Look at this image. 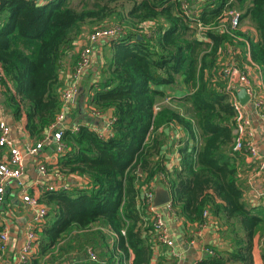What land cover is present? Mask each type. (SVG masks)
<instances>
[{
	"label": "trees",
	"instance_id": "obj_1",
	"mask_svg": "<svg viewBox=\"0 0 264 264\" xmlns=\"http://www.w3.org/2000/svg\"><path fill=\"white\" fill-rule=\"evenodd\" d=\"M232 9L241 13L233 32L226 17ZM196 24L207 29V42ZM115 26L122 34L107 43L110 61L88 98L90 107L110 113V134L101 137L87 125L62 128L58 168L88 185L43 194L49 220L36 230L34 256H45L43 264H126L130 257L132 264H152L157 245L142 192L154 183L169 191L185 224H204L207 211L221 222L229 249L210 250L197 264H253L264 212L242 202L238 163L245 153L233 150L236 113L223 69L253 63L264 83V0H84L79 8L69 0H0L2 93L31 138L41 139L60 112V74L72 71L78 37L85 28ZM167 86L183 95L154 114L169 97ZM166 126L185 133L172 171L159 133Z\"/></svg>",
	"mask_w": 264,
	"mask_h": 264
},
{
	"label": "crops",
	"instance_id": "obj_2",
	"mask_svg": "<svg viewBox=\"0 0 264 264\" xmlns=\"http://www.w3.org/2000/svg\"><path fill=\"white\" fill-rule=\"evenodd\" d=\"M248 30L253 35V30L251 28H248ZM87 33L84 31L83 34L85 35ZM73 54V64H75L78 58L77 41L73 49ZM110 58L111 54L108 44L94 48L91 66L79 81L76 95L72 97L64 108H60V113L63 115L64 128L76 129L79 125H87L93 131L100 133L106 132L105 121L110 117V113L104 112L98 118H90L88 114V98L91 88L101 82L103 78L102 68L105 64H108ZM243 63L245 64H242V66L247 65V62ZM69 68L60 74V81L62 83L61 90L68 84ZM250 72L252 86L264 100L263 79L260 80L257 75V69L250 67ZM163 89L166 96L171 98L182 97L183 95V90L174 89L173 86H167ZM245 109L251 124L250 130L253 134V142L260 156L264 158V121L260 114L253 110L250 104H247ZM0 121L8 126L9 139L20 150L24 158L23 175L19 181H12L8 184L6 193L0 200V230L5 228L9 234L5 260L7 264H17L12 258L22 247L26 233L31 230L36 233V230H40L37 228L38 224L34 223L35 211L21 201L22 190L25 189V192L31 196L41 199L43 194L48 193L43 191L39 186L44 181L54 186L58 192L62 191L65 187H68L67 190H72L75 187H87L88 182L82 178L60 173L58 156L54 152L53 142L45 144L37 156L38 160L52 171V174L48 179H44L38 173L36 160L28 156L25 150L28 145L39 142L44 135L49 134L48 128L41 139L36 140L35 138H31L25 130L24 118L22 117L19 121L16 120L11 111L5 106V96L3 93H0ZM159 133L162 134L163 139L165 166L168 170L172 171L173 168L178 167L177 150L179 142L185 139V133L178 126L163 127ZM0 158H7V151L5 149L0 152ZM238 172V182L242 190L243 204L247 209H257L264 212V177L257 173L254 160L246 155H242L238 163ZM54 173H59V176L56 177V175H53ZM19 183L24 188H21L18 185ZM157 187L165 188L164 186H155V188ZM41 202L46 206L43 201ZM46 207L49 210V207ZM159 212L162 214L170 236L174 241V250L177 257L172 258L167 248H164L165 246H157L152 264H197L202 260L205 253L211 252L210 250L225 252L229 249V239L221 233V222L210 211H207V220L201 228L197 224H185L181 218L177 219L175 216L166 213L163 209ZM36 236L39 239L37 234ZM37 252L38 241L28 264H43V260L47 259L45 258L39 262L40 257L34 256ZM263 256L264 228L263 231L256 233L253 240V264H264Z\"/></svg>",
	"mask_w": 264,
	"mask_h": 264
},
{
	"label": "built area",
	"instance_id": "obj_3",
	"mask_svg": "<svg viewBox=\"0 0 264 264\" xmlns=\"http://www.w3.org/2000/svg\"><path fill=\"white\" fill-rule=\"evenodd\" d=\"M37 5H43L51 0H32ZM182 9L187 15L191 12L188 5L184 2L182 4ZM226 17L229 22L230 30L233 32L238 29L239 22L241 18V13L236 9H232L227 12ZM197 31V37L207 42L204 35V31L207 29L202 27L200 24L195 26ZM222 32H227V29L221 26ZM122 34V29L118 27H104L94 29L92 32L87 34H81L77 39L78 46V58L74 64L72 71L69 76L68 84L61 90L60 93V108H64L68 102L76 95L78 90V83L81 80L83 74L89 69L92 63V54L96 46H103L108 42L116 39ZM247 66V67H246ZM246 66H238L234 62H228L223 69V74L225 77L224 92L228 96V99L235 110V140L233 150L236 152L244 151V155L250 157L255 162L256 171L259 175L264 177V158L260 156V153L253 142V134L250 130V120L246 114V105L250 104L254 111L258 112L264 121V100L257 93L256 89L252 86L251 82V72L250 67L257 69L260 80L263 79L262 73L258 67L253 63L247 64ZM244 89L248 101L245 105L240 104L238 100V92ZM3 92V87L1 85L0 79V93ZM173 107V102L171 97H166L159 101L154 106V114L160 111L163 107ZM88 114L90 118H98L103 113L96 111L92 107L88 106ZM113 123L112 118H108L105 121V133L96 132L99 136H107L110 134V126ZM63 128V115L59 112L53 121V123L48 127L49 134L44 135L43 138L36 143L30 144L26 147L25 153L36 160V166L38 173L44 178L48 179L52 174V171L47 168V166L38 160V153L43 149L45 144L53 142L54 152L57 156H60L65 151V146L61 142V130ZM5 149L7 151V158H0V200L5 195L7 186L12 181H19L23 175L24 170V158L20 150L13 145L12 141L9 139V128L8 126L0 121V152ZM61 174L63 172L60 171ZM53 175L59 176V173H54ZM162 179L165 181L164 176ZM21 188L24 186L19 183ZM45 192H58L54 186L49 185L46 181L39 185ZM151 188L143 190V201L146 205L147 211L152 214L151 223L154 228V241L157 246H165L172 258L177 257L174 250V241L170 236L167 225L164 222L162 214L159 212L161 209L165 210L166 213L175 216L179 219L176 211L170 206V203L162 205L160 207H153L154 189L155 184L152 183ZM68 187H65L62 191H66ZM21 201L29 208L33 209L35 212L34 223L38 224L37 228L41 229L49 215L48 208L42 204L39 198L33 197L25 189L22 190ZM207 217V212L204 213ZM203 225V224H202ZM202 225L198 227L201 228ZM124 234V231H122ZM8 231L3 228L0 230V264H7L5 260V254L7 252L8 243ZM37 236L33 230L26 233L25 241L22 247L13 255V260L17 264H28L30 262L31 256L34 253L35 246L37 245ZM210 253V252H207ZM87 255L91 261L96 260V255L91 248L87 249ZM126 264H132V257L128 259Z\"/></svg>",
	"mask_w": 264,
	"mask_h": 264
},
{
	"label": "water",
	"instance_id": "obj_4",
	"mask_svg": "<svg viewBox=\"0 0 264 264\" xmlns=\"http://www.w3.org/2000/svg\"><path fill=\"white\" fill-rule=\"evenodd\" d=\"M238 100L240 104L245 105L248 101V96L244 89L238 92ZM171 197L169 191L163 187H157L154 189L153 207H160L167 203H170Z\"/></svg>",
	"mask_w": 264,
	"mask_h": 264
},
{
	"label": "rangeland",
	"instance_id": "obj_5",
	"mask_svg": "<svg viewBox=\"0 0 264 264\" xmlns=\"http://www.w3.org/2000/svg\"><path fill=\"white\" fill-rule=\"evenodd\" d=\"M82 2H84V0H69L70 6H72L73 8H79L80 5L82 4ZM85 2H86V0H85ZM123 27H124V26H123ZM84 31L90 33V32L93 31V29H91V28H85ZM83 33H84V32H83ZM48 220H49V219L47 218L46 221H48ZM38 238H39V237H38ZM37 241H39V239H38ZM44 257H45V256H44ZM44 257H41L39 262H41V261L44 259ZM44 261H45V260H43V262H44ZM46 261H48V259H46ZM48 263H49V262H48ZM49 264H50V263H49Z\"/></svg>",
	"mask_w": 264,
	"mask_h": 264
}]
</instances>
